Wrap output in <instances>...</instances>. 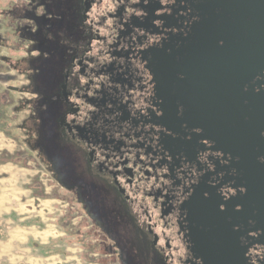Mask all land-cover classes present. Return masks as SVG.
Wrapping results in <instances>:
<instances>
[{"label": "flooded vegetation", "instance_id": "af4514ba", "mask_svg": "<svg viewBox=\"0 0 264 264\" xmlns=\"http://www.w3.org/2000/svg\"><path fill=\"white\" fill-rule=\"evenodd\" d=\"M203 5L18 0L14 12H0L7 20L29 21L32 27L16 29L47 51L49 66L37 63L40 72L24 90L34 96L37 152L48 159L54 179L79 196L86 217L124 246L119 254L144 244L149 251L139 256L148 253L156 264H201L190 227L209 224L203 217L210 210H223V203L246 192L235 168L239 159L183 122L188 107L176 99L168 67L160 68L168 65L167 47L186 48L176 40L202 20ZM57 150L72 162L70 172L56 163ZM256 236L239 240L248 247L247 264L264 263V247L251 244Z\"/></svg>", "mask_w": 264, "mask_h": 264}, {"label": "water", "instance_id": "95a60500", "mask_svg": "<svg viewBox=\"0 0 264 264\" xmlns=\"http://www.w3.org/2000/svg\"><path fill=\"white\" fill-rule=\"evenodd\" d=\"M203 1L202 20L176 40L186 48L167 47L160 68L168 67L176 99L188 107L183 122L239 159L246 192L210 210L203 219L211 222L190 227L188 237L201 264H247L240 238L257 233L251 244L264 247V0Z\"/></svg>", "mask_w": 264, "mask_h": 264}, {"label": "rangeland", "instance_id": "374dc122", "mask_svg": "<svg viewBox=\"0 0 264 264\" xmlns=\"http://www.w3.org/2000/svg\"><path fill=\"white\" fill-rule=\"evenodd\" d=\"M17 5L18 0H0V12L6 8L15 10ZM26 27H32L27 20H7L5 16H0V165L10 163L24 170L25 202L34 196L35 212L39 216L34 212L35 216L32 214L33 217L22 220L23 216L15 211L2 214L0 241L8 239L10 227L36 226L39 231L48 234L50 240L44 245L34 242L33 239L28 241L26 247L31 249L34 257H50L56 254L66 264L160 262L151 258L148 253L146 258L139 256L140 251H149L144 244H131V250L127 249L126 254H119L124 246H119L110 235L105 234L93 217H86L82 208L77 206L76 200L79 196L69 192L68 188L66 190L59 179H54L48 159L37 152L33 129L35 119L34 122L31 119L33 111L30 107L34 96L24 90L40 72L37 63L40 62L43 68L45 65L49 66V63L45 62L48 58L47 51L42 50L43 45L34 42V36L28 37L17 30ZM4 32L8 34H2ZM43 76L42 71L40 78L43 79ZM49 90L50 88L46 89L45 93ZM55 154L56 163L70 172L68 167L72 162L63 150H57ZM3 262L6 261H0Z\"/></svg>", "mask_w": 264, "mask_h": 264}, {"label": "crops", "instance_id": "0c3cea01", "mask_svg": "<svg viewBox=\"0 0 264 264\" xmlns=\"http://www.w3.org/2000/svg\"><path fill=\"white\" fill-rule=\"evenodd\" d=\"M0 175V216L11 211L23 216L22 220L31 218L35 214L38 215L37 211L35 212L34 196L29 197V200L25 202L24 170L18 165L6 163L0 165ZM32 214L34 215L32 216ZM49 237L45 232L39 231L36 226L10 227L8 239L0 241V261L5 260L7 263L0 264H66L56 254L50 257H34L31 254V249L26 247L30 239L44 245L50 240Z\"/></svg>", "mask_w": 264, "mask_h": 264}, {"label": "clouds", "instance_id": "9594fccd", "mask_svg": "<svg viewBox=\"0 0 264 264\" xmlns=\"http://www.w3.org/2000/svg\"><path fill=\"white\" fill-rule=\"evenodd\" d=\"M262 162H264V161H262Z\"/></svg>", "mask_w": 264, "mask_h": 264}]
</instances>
